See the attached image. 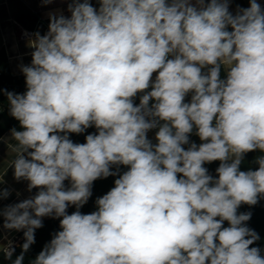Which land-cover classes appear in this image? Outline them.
Instances as JSON below:
<instances>
[{"label":"clouds","instance_id":"9594fccd","mask_svg":"<svg viewBox=\"0 0 264 264\" xmlns=\"http://www.w3.org/2000/svg\"><path fill=\"white\" fill-rule=\"evenodd\" d=\"M67 2L70 16L49 13L47 32L28 37L26 91L0 89L22 129L10 130L9 165L37 189L0 208L3 228L23 231L13 264L45 217L60 230L32 264H264L251 212L238 213L264 199V155L256 170L240 168L264 153L261 5L233 14L231 0ZM90 127L86 142L69 138ZM215 161L213 177L204 165ZM113 166L127 171L81 213ZM9 195L0 189V200Z\"/></svg>","mask_w":264,"mask_h":264},{"label":"crops","instance_id":"0c3cea01","mask_svg":"<svg viewBox=\"0 0 264 264\" xmlns=\"http://www.w3.org/2000/svg\"><path fill=\"white\" fill-rule=\"evenodd\" d=\"M257 2L264 9V0H257ZM90 3L97 9L99 8L97 0H90ZM249 6V0H231L229 10L235 14L237 8H247ZM67 9V0H53V3L48 5L43 4L42 0H0V50L4 49L8 56L12 75H21V66L31 64L33 49L27 46L28 39L20 38L21 30L28 27L37 28L38 24L43 23L46 25L45 34L48 30L49 13H63L65 16H70ZM35 16L38 17V21L34 20ZM1 70L2 66H0V72ZM155 75L153 74V80ZM140 95L142 94H139V97ZM139 97L135 98V104H139ZM187 97L188 102L191 99V94ZM157 130L153 129L147 134L154 144L156 143L155 132ZM189 139L190 142L197 145L201 143L199 137L195 134V130ZM9 144H15V141L11 139L10 130L0 136V179L3 181L0 183V189H7L10 192L7 198L0 200V208L30 198L37 191V189H33L29 192L27 181H17L14 178V170L9 162L15 158V153L10 152ZM184 147L187 148L188 145ZM69 186V181H65V187ZM16 232L19 231L3 228V220L0 218V249L5 244L6 238Z\"/></svg>","mask_w":264,"mask_h":264},{"label":"trees","instance_id":"16d2710c","mask_svg":"<svg viewBox=\"0 0 264 264\" xmlns=\"http://www.w3.org/2000/svg\"><path fill=\"white\" fill-rule=\"evenodd\" d=\"M0 66H2V70L0 72V89H4L14 93H21L15 88L14 84L22 82L25 77L23 74L14 76L10 73L8 56L4 49L0 50ZM221 75L222 78H224L225 74L223 70ZM138 97L139 94L136 98ZM187 100L188 97L185 98V102H187ZM13 128L22 130L20 128L19 122L9 114V104L7 96L3 93H0V136L4 132ZM92 133H96L95 127H90L81 134L69 133L68 135L74 143H84L86 142V135ZM261 155H264V153H261L259 150L247 153L241 163V170L247 171L249 169H255L258 165L256 163V160ZM112 171L117 172V167L113 166ZM124 171H127V168L125 166H119L117 175L109 176L107 178H100L94 181L92 185V195L88 199L87 203L79 209V211L83 214H89L93 211H96L97 198L103 196L112 187H114L115 179H117L119 177V174H122ZM210 175H212L213 177L217 176V174ZM76 210V207L72 205H70L67 209L69 214ZM246 212H251V218L248 222H246L247 226L250 229H253L260 237L259 240L256 241L252 246L259 247L262 251V255H264V199H260L259 202L254 206L242 204L238 209V213ZM225 226H227V222H225ZM59 230V219L51 217L43 218V226L35 230V242L30 246L29 250L24 253L22 264H32L39 252L44 248L46 244L50 242L54 234ZM19 233L22 236V240L19 245L14 248L15 251L13 252L11 259L6 257L4 251L0 250V264H13V261L16 259V257L21 254V245L24 243V236L22 230L19 231Z\"/></svg>","mask_w":264,"mask_h":264},{"label":"built area","instance_id":"2783aa9c","mask_svg":"<svg viewBox=\"0 0 264 264\" xmlns=\"http://www.w3.org/2000/svg\"><path fill=\"white\" fill-rule=\"evenodd\" d=\"M35 32H36V28H31V27L24 28L21 30L20 38L21 39H28V37L31 36ZM14 86L21 93H24L26 91L25 79L22 82L15 83ZM193 134H194V131L190 136H192ZM204 166L208 169L209 174H217L216 169L219 166V162L215 161L212 163L205 164ZM258 167H259V165H257V167L253 170H256ZM21 240H22V236L20 235L19 232L13 233L9 237L6 238L5 244L1 247L0 250L5 252V249H7L9 247L15 248L16 246L19 245Z\"/></svg>","mask_w":264,"mask_h":264},{"label":"water","instance_id":"95a60500","mask_svg":"<svg viewBox=\"0 0 264 264\" xmlns=\"http://www.w3.org/2000/svg\"><path fill=\"white\" fill-rule=\"evenodd\" d=\"M34 20H35V21H38V17L35 16V17H34ZM45 29H46V25L43 24V23H40V24H38V26H37V28H36V32L38 31V32H40L41 34H44Z\"/></svg>","mask_w":264,"mask_h":264}]
</instances>
